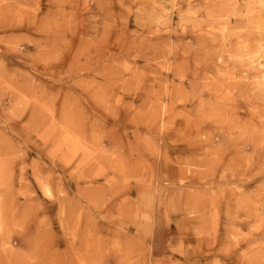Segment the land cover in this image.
<instances>
[{"label":"clouds","instance_id":"obj_1","mask_svg":"<svg viewBox=\"0 0 264 264\" xmlns=\"http://www.w3.org/2000/svg\"><path fill=\"white\" fill-rule=\"evenodd\" d=\"M0 264H264V0H0Z\"/></svg>","mask_w":264,"mask_h":264}]
</instances>
